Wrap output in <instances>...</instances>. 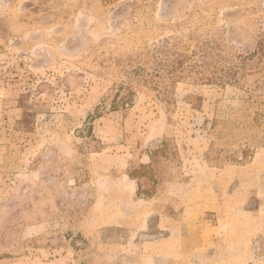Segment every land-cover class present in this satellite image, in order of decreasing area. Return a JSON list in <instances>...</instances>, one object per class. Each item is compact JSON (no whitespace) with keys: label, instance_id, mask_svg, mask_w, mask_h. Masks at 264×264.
I'll return each mask as SVG.
<instances>
[{"label":"rangeland","instance_id":"374dc122","mask_svg":"<svg viewBox=\"0 0 264 264\" xmlns=\"http://www.w3.org/2000/svg\"><path fill=\"white\" fill-rule=\"evenodd\" d=\"M0 264H264V0H0Z\"/></svg>","mask_w":264,"mask_h":264}]
</instances>
